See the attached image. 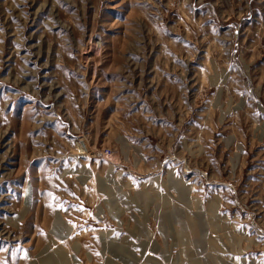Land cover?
<instances>
[{
  "label": "rangeland",
  "instance_id": "rangeland-1",
  "mask_svg": "<svg viewBox=\"0 0 264 264\" xmlns=\"http://www.w3.org/2000/svg\"><path fill=\"white\" fill-rule=\"evenodd\" d=\"M0 264H264V0H0Z\"/></svg>",
  "mask_w": 264,
  "mask_h": 264
},
{
  "label": "built area",
  "instance_id": "built-area-1",
  "mask_svg": "<svg viewBox=\"0 0 264 264\" xmlns=\"http://www.w3.org/2000/svg\"><path fill=\"white\" fill-rule=\"evenodd\" d=\"M109 151H106V154H108Z\"/></svg>",
  "mask_w": 264,
  "mask_h": 264
},
{
  "label": "bare ground",
  "instance_id": "bare-ground-1",
  "mask_svg": "<svg viewBox=\"0 0 264 264\" xmlns=\"http://www.w3.org/2000/svg\"><path fill=\"white\" fill-rule=\"evenodd\" d=\"M61 220V219H60Z\"/></svg>",
  "mask_w": 264,
  "mask_h": 264
}]
</instances>
